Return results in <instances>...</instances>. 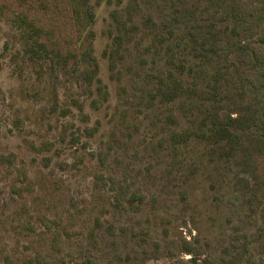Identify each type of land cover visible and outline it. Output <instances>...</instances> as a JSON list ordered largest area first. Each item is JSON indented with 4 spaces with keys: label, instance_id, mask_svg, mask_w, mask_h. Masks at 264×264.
<instances>
[{
    "label": "rangeland",
    "instance_id": "1",
    "mask_svg": "<svg viewBox=\"0 0 264 264\" xmlns=\"http://www.w3.org/2000/svg\"><path fill=\"white\" fill-rule=\"evenodd\" d=\"M234 1L0 0V264H264Z\"/></svg>",
    "mask_w": 264,
    "mask_h": 264
},
{
    "label": "trees",
    "instance_id": "2",
    "mask_svg": "<svg viewBox=\"0 0 264 264\" xmlns=\"http://www.w3.org/2000/svg\"><path fill=\"white\" fill-rule=\"evenodd\" d=\"M231 16L233 26L224 41L218 45L204 43L201 49L207 53L215 48V56L230 59L235 66L233 75L225 81L227 93L235 99L232 105L244 111L243 115H248L252 121L249 126H253L257 124L254 103L260 95H264V0H235L231 4ZM66 44L70 46V40ZM220 115L226 119V127L222 128L226 132L227 126L234 121L231 119L232 114L222 112ZM261 116L264 122V108ZM258 142L260 146L262 142ZM259 169L260 173H264V152ZM185 253L191 256L188 261L177 257L170 264H208L194 255L192 246H188Z\"/></svg>",
    "mask_w": 264,
    "mask_h": 264
}]
</instances>
